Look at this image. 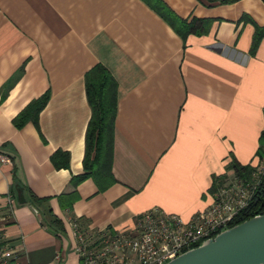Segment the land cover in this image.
<instances>
[{"label":"crops","instance_id":"obj_1","mask_svg":"<svg viewBox=\"0 0 264 264\" xmlns=\"http://www.w3.org/2000/svg\"><path fill=\"white\" fill-rule=\"evenodd\" d=\"M160 2L208 31L182 37L144 0H0V252H11L0 264H82L74 221L87 232L151 210L187 221L211 205L216 180L235 181L233 160L259 165L264 1ZM97 64L118 86L115 183L103 192L71 183L91 117L84 77ZM46 92L38 125L17 128ZM58 151L66 168L51 162Z\"/></svg>","mask_w":264,"mask_h":264},{"label":"built area","instance_id":"obj_2","mask_svg":"<svg viewBox=\"0 0 264 264\" xmlns=\"http://www.w3.org/2000/svg\"><path fill=\"white\" fill-rule=\"evenodd\" d=\"M0 162L9 163L5 157ZM259 175L264 164L256 166ZM251 198V190L238 181L220 187L211 205L185 221L174 214L151 210L130 225L96 231L81 230L73 222L77 252L82 264H165L179 254L231 227ZM11 257V252H0Z\"/></svg>","mask_w":264,"mask_h":264},{"label":"trees","instance_id":"obj_3","mask_svg":"<svg viewBox=\"0 0 264 264\" xmlns=\"http://www.w3.org/2000/svg\"><path fill=\"white\" fill-rule=\"evenodd\" d=\"M155 10L180 36L187 34H202L208 31L209 22L194 19L189 23L181 19L170 17L164 4L158 0L153 4L144 0ZM239 0H208L213 4H232ZM264 1V0H263ZM257 39H254L251 50L256 47ZM85 93L88 105L91 109V117L85 133V153L83 159V174L71 179L72 186L76 187L87 179H92L99 192H103L115 183L112 174L114 122L117 111V82L106 67L101 64L95 65L84 77ZM50 98L46 92L40 98L32 101L13 121L20 128L29 122L38 125L40 112L45 108ZM259 165L264 164V131L260 136V147L257 151ZM51 162L56 169L67 167V155L64 152H56L51 157ZM257 167L241 165L233 160L230 170L234 172V179L251 190V198L245 209L230 224L245 222L257 215H264V170L259 174ZM226 180H216L210 189L212 195L222 186ZM32 203L43 201L31 195ZM54 222H58L55 220Z\"/></svg>","mask_w":264,"mask_h":264},{"label":"water","instance_id":"obj_4","mask_svg":"<svg viewBox=\"0 0 264 264\" xmlns=\"http://www.w3.org/2000/svg\"><path fill=\"white\" fill-rule=\"evenodd\" d=\"M165 264H264V215L225 228Z\"/></svg>","mask_w":264,"mask_h":264}]
</instances>
